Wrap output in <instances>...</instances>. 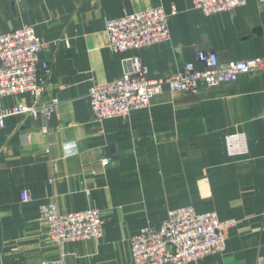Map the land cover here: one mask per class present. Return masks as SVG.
<instances>
[{
	"label": "crops",
	"instance_id": "1",
	"mask_svg": "<svg viewBox=\"0 0 264 264\" xmlns=\"http://www.w3.org/2000/svg\"><path fill=\"white\" fill-rule=\"evenodd\" d=\"M156 8L177 13L169 40L140 52L150 79L200 69L198 51L223 64L264 59V2L207 17L191 0H0V35L33 30L44 43L42 100H58L48 121L11 116L0 128V264H133L132 237L183 207L237 223L223 232L224 252L193 264H264V71L196 95L165 89L126 117L93 118L89 88L120 80L134 53L109 49L106 22ZM32 104L27 93L0 97V110ZM236 134L246 152L231 156L225 138ZM50 202L62 213L98 209L102 238L50 244L39 220Z\"/></svg>",
	"mask_w": 264,
	"mask_h": 264
},
{
	"label": "built area",
	"instance_id": "2",
	"mask_svg": "<svg viewBox=\"0 0 264 264\" xmlns=\"http://www.w3.org/2000/svg\"><path fill=\"white\" fill-rule=\"evenodd\" d=\"M264 2V0H255ZM247 0H191L192 8L204 16L228 13L246 5ZM173 9L167 15L156 8L106 22L104 33L109 49L116 54L134 52L121 60L123 76L120 80L95 85L88 90L93 118L98 121L126 117L132 111L148 108L152 99L165 89L170 93L196 95L199 86L208 88L234 82L240 75L264 71V59L220 63L215 53L198 51L195 62L169 78H148V68L140 52L168 41V21L176 15ZM44 43L31 28H22L0 35V97L27 93L33 98L32 105H16L0 110V128L11 116H25L50 120L58 106V100L49 98L43 102L44 89L36 80V64ZM229 155L245 154L242 135L225 138ZM108 159L102 160L107 166ZM29 195L21 194L27 202ZM39 220L44 223L45 237L50 244H66L96 241L102 238L104 221L100 211L89 208L80 212L62 213L54 202L39 207ZM234 220L221 221L215 213H197L192 207L170 210L164 220L147 225L132 237L131 257L133 264H193L210 255L225 250L223 232L236 225ZM42 264H60L57 261Z\"/></svg>",
	"mask_w": 264,
	"mask_h": 264
}]
</instances>
